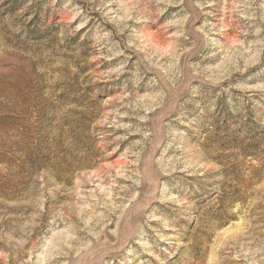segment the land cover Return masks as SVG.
<instances>
[{
    "label": "rangeland",
    "instance_id": "rangeland-1",
    "mask_svg": "<svg viewBox=\"0 0 264 264\" xmlns=\"http://www.w3.org/2000/svg\"><path fill=\"white\" fill-rule=\"evenodd\" d=\"M0 264H264V0H0Z\"/></svg>",
    "mask_w": 264,
    "mask_h": 264
}]
</instances>
